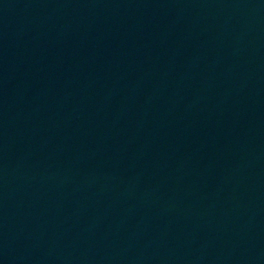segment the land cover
I'll return each instance as SVG.
<instances>
[{
	"label": "water",
	"instance_id": "obj_1",
	"mask_svg": "<svg viewBox=\"0 0 264 264\" xmlns=\"http://www.w3.org/2000/svg\"><path fill=\"white\" fill-rule=\"evenodd\" d=\"M106 264H264V0H180Z\"/></svg>",
	"mask_w": 264,
	"mask_h": 264
}]
</instances>
